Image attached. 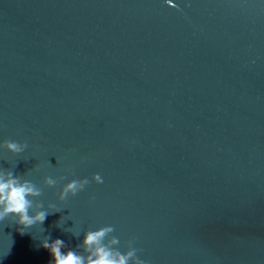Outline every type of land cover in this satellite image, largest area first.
<instances>
[{"label": "water", "instance_id": "water-1", "mask_svg": "<svg viewBox=\"0 0 264 264\" xmlns=\"http://www.w3.org/2000/svg\"><path fill=\"white\" fill-rule=\"evenodd\" d=\"M12 179L45 219L0 221V264L105 229L126 264H264V0H0Z\"/></svg>", "mask_w": 264, "mask_h": 264}, {"label": "clouds", "instance_id": "clouds-1", "mask_svg": "<svg viewBox=\"0 0 264 264\" xmlns=\"http://www.w3.org/2000/svg\"><path fill=\"white\" fill-rule=\"evenodd\" d=\"M9 147L15 150L16 145L13 143ZM76 189L77 182L73 181L66 186L64 191L74 192ZM36 195L39 193L28 183L18 184L14 179L0 180V221L7 217H13L15 224L19 226L22 233L34 224L43 223L44 212H37L35 215L29 214L31 208L29 197ZM106 231L107 229L85 235L82 245L85 251L92 249L87 261L73 251L62 252L63 242L61 240H55L51 243L45 240L41 247L49 252L52 258L50 264H126V257L116 260L103 247H93L98 245ZM93 257L95 258L93 259Z\"/></svg>", "mask_w": 264, "mask_h": 264}]
</instances>
